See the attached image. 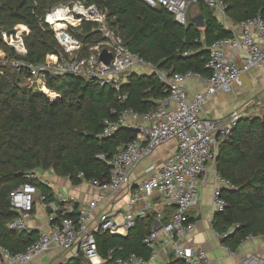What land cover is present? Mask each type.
I'll return each instance as SVG.
<instances>
[{
  "label": "built area",
  "instance_id": "built-area-1",
  "mask_svg": "<svg viewBox=\"0 0 264 264\" xmlns=\"http://www.w3.org/2000/svg\"><path fill=\"white\" fill-rule=\"evenodd\" d=\"M143 1L152 8L166 9L182 26L188 25L191 9L200 3V0ZM204 3L224 23L227 22L225 4L221 0H204ZM42 20L52 29L61 47L58 54L48 55L42 63L25 59L28 55L24 39V33L28 31L26 26H18L20 29H16L12 36L8 37L7 32L3 36L4 43L16 54L10 60L11 68L23 73L29 88L36 89L50 101H56L60 96L48 89V80L66 76L100 86L111 85L119 93V100L124 101L126 95H122L121 90L129 77L152 68L166 85L167 96L147 113L123 108L114 111V121L105 120L99 139L111 138L123 128L134 131L136 136L119 148L112 158L104 154L98 156L110 167L108 182L87 180L80 174L82 184L99 192L94 200L77 203L59 191L50 200L34 183L40 180L48 185L37 171L26 175V183L10 195V205L16 216L8 227L16 231H30V221L40 203L48 213V228L40 232L39 240L25 252L14 254L0 245V264H31L53 249L76 250L75 257L81 253L91 264H104L106 260L98 252L96 235L109 233L116 236L121 234V230L128 233L138 219H146L153 213L156 214L155 226L144 241L152 250L151 258L145 260L133 255L127 260L118 259L114 264H148L156 259L160 246L169 248L176 259L186 264H212L206 251L198 249L190 252L181 243L195 231L190 213L199 204L203 187L213 179L217 182L213 191L215 215L224 212L227 207L222 191L237 189L217 172L216 161L219 143L230 136L232 128L243 116L236 111L226 122L216 121L204 118L202 110L212 97L232 93L243 75L264 66V20L257 17L239 23V31L233 32L232 37L214 43L206 65L210 71L208 77L196 72L179 74L155 68L128 48L124 38L113 29L108 11L96 4L80 0L59 4ZM2 50L0 62L6 59ZM104 52L112 57L109 64L101 59ZM235 52L240 56V64L230 57ZM5 73L6 68L2 66L0 74ZM190 80L203 81L206 89L190 95L186 86ZM51 95L57 99L54 100ZM170 142H176V150L164 163L146 167L141 182L128 197L121 213L122 219L119 221L116 216L104 215L93 224L94 212L106 199V193L118 194L123 189H130L136 168ZM154 200H160L165 209H174L168 223H163L164 211L155 210ZM234 231L235 228L228 234L216 232L215 236L221 240Z\"/></svg>",
  "mask_w": 264,
  "mask_h": 264
},
{
  "label": "trees",
  "instance_id": "trees-1",
  "mask_svg": "<svg viewBox=\"0 0 264 264\" xmlns=\"http://www.w3.org/2000/svg\"><path fill=\"white\" fill-rule=\"evenodd\" d=\"M68 1L76 0H0V49L15 56L4 43L2 31L25 24L30 28L25 39L27 61L42 63L48 55L58 54L61 47L42 18ZM80 1L107 10L113 29L133 53L155 68L173 73L196 72L208 77L206 65L211 47L233 36V31L225 28L204 0L196 7V17H203L202 28L193 19L182 26L166 9L152 8L143 0ZM221 1L226 17L234 24L257 17L264 20V0ZM22 78L23 73H18V80L8 87H4V77L0 79V245L14 254L25 252L40 238L39 231L8 227L16 216L10 195L26 183V175L42 169L68 178L75 186L82 184L80 174L87 180L108 182L110 167L98 156L112 158L136 134L123 128L113 137L101 140L105 120L114 121V111L123 108L147 113L167 96L166 85L155 73L132 74L121 90L126 95L124 101L119 100V93L111 85L100 86L72 76L48 80V89L60 96L50 101L34 88L20 87ZM216 169L237 189L222 191L227 207L215 215L213 226L220 234H228L235 228L233 234L221 241L236 252L249 237L264 236V115L237 121L230 136L219 143ZM34 183L53 200L54 193L47 184L40 180ZM169 221L163 219V223ZM155 222L153 213L146 219H138L127 236L98 233V252L106 260L104 264L127 260L133 255L149 260L152 250L144 241ZM67 264L91 263L79 253ZM169 264L186 263L172 259Z\"/></svg>",
  "mask_w": 264,
  "mask_h": 264
},
{
  "label": "crops",
  "instance_id": "crops-1",
  "mask_svg": "<svg viewBox=\"0 0 264 264\" xmlns=\"http://www.w3.org/2000/svg\"><path fill=\"white\" fill-rule=\"evenodd\" d=\"M195 9L196 7L190 11L191 19L197 16L193 14ZM224 26L233 32L239 31L237 24H234L231 20L229 22L227 20ZM231 54V59L240 64V56L237 52ZM137 71H140V69H137ZM186 86L192 96L206 89V84L200 80H190ZM258 103L263 109L264 66L253 69L243 75L241 82L234 88L232 93L212 97L203 108L202 116L216 121L222 120L223 122H226L228 117L236 111L242 114V118L260 117L251 115L255 111L252 108L248 109L249 106L251 107V105ZM176 146V142H170L146 158L134 171L130 189H123L118 194L106 193V199L100 203L94 212L93 224H96L104 215L116 216L120 221L122 219L121 213L124 211L128 197L131 191L141 182L146 167L153 163H164L176 150ZM41 179L48 183L52 193L63 192L77 203L92 201L99 193L94 187H90L87 184L75 186L68 178L60 177L54 173L52 175L46 172ZM216 186L217 182L213 179L209 185L201 189L199 204L190 213V222L195 225V231L187 240L181 243V246L190 252L198 249L206 251L212 260V264H264V236L249 237L236 252H231L222 244L221 240L216 238L215 233L217 231L213 226L215 217L213 191ZM153 205L155 210H163L164 218L167 221L170 220L174 209H165L160 200H154ZM48 224V213L38 203L33 219L30 221V227L33 230L42 232L47 230ZM120 235L124 237L128 233L121 230ZM75 255L76 250L60 251L53 249L38 257L31 264H67L74 259ZM172 259H176L172 255V251L169 248L160 246L157 250L156 259L148 264H169Z\"/></svg>",
  "mask_w": 264,
  "mask_h": 264
},
{
  "label": "rangeland",
  "instance_id": "rangeland-1",
  "mask_svg": "<svg viewBox=\"0 0 264 264\" xmlns=\"http://www.w3.org/2000/svg\"><path fill=\"white\" fill-rule=\"evenodd\" d=\"M68 2H71V1H68ZM193 14L194 15H198V9L196 8L194 11H193ZM190 15H191V13H190ZM190 19H191V16H190ZM226 19L228 20V22L230 21L227 17H226ZM218 20L223 24V25H225V23L223 22V19L218 15ZM18 26H26L27 28H28V31L27 32H25L24 33V39H26V37H27V35H28V33H30V28L27 26V25H25V24H17V25H15L14 27H13V29H11L12 31H15L16 29H20ZM227 26H232V25H227ZM6 32H8V31H2V38H3V41H4V33H6ZM3 51V50H2ZM5 51V50H4ZM5 54H6V59L4 60V61H1L0 62V68H2V66H4L5 68H6V73H5V75H1L0 74V79L2 78L3 79V77H4V79L6 80L5 82H6V84L4 85V87H8V85H14L15 84V82L18 80V72H16L15 70H13L12 68H11V66H10V60H11V58L13 57V56H11V55H9V53L8 52H6L5 51ZM153 69V68H152ZM152 69H143V74H147V75H151V74H153V70ZM141 70V69H140ZM3 79V80H4ZM19 85H20V87H29V85H28V82H27V80L25 79V78H22V81H20L19 82ZM54 96V95H53ZM54 100L55 99H57V97H52ZM250 108H252L255 112H253V114H251V115H258V116H262L263 115V111H264V108L262 109V106H260V103H258V104H253V105H251V107L249 106L248 107V109H250ZM257 109V110H256ZM231 116V115H230ZM229 116V117H230ZM229 117H228V119H229ZM48 173V174H52L53 175V172L52 171H50V170H48V171H45V170H38L37 171V173H38V175H39V177L40 178H42L43 177V175L45 174V173ZM41 207H43V205H41ZM31 230H33V229H31Z\"/></svg>",
  "mask_w": 264,
  "mask_h": 264
},
{
  "label": "water",
  "instance_id": "water-1",
  "mask_svg": "<svg viewBox=\"0 0 264 264\" xmlns=\"http://www.w3.org/2000/svg\"><path fill=\"white\" fill-rule=\"evenodd\" d=\"M193 21H194V23L196 24L197 27H199V28L204 27V21H203V17H202V16L195 17V18L193 19ZM14 34H15V33H14V31H12V30H10V31L7 32V36H8V37H9V36H12V35H14ZM101 59H102L105 63L109 64V63L111 62V60H112V57H111L110 55H108L107 52H104V53L102 54V56H101ZM116 236H120V237H121L122 235L118 234V235H116ZM174 254H175V253L173 252L172 255H174Z\"/></svg>",
  "mask_w": 264,
  "mask_h": 264
},
{
  "label": "bare ground",
  "instance_id": "bare-ground-1",
  "mask_svg": "<svg viewBox=\"0 0 264 264\" xmlns=\"http://www.w3.org/2000/svg\"><path fill=\"white\" fill-rule=\"evenodd\" d=\"M52 97H54L53 95H51Z\"/></svg>",
  "mask_w": 264,
  "mask_h": 264
}]
</instances>
